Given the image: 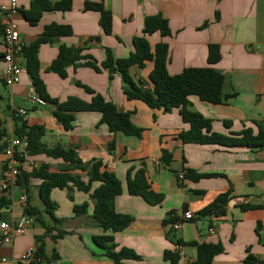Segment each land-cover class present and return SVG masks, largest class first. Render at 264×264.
I'll use <instances>...</instances> for the list:
<instances>
[{"label": "crops", "instance_id": "0c3cea01", "mask_svg": "<svg viewBox=\"0 0 264 264\" xmlns=\"http://www.w3.org/2000/svg\"><path fill=\"white\" fill-rule=\"evenodd\" d=\"M16 1L19 14L15 23L24 46L35 42L48 25L69 26L72 30V35L42 44L39 49L40 75L50 97L60 102L70 97L90 102L91 96L77 85L80 83L114 102L121 111L131 113L132 122L142 129V134L140 137L113 134L106 124H101L102 115L98 112L76 113L73 129L66 131L54 116L55 104L30 100V94L36 91L20 57L17 59L22 70L20 82L7 86L4 20L0 12V129L6 132L5 138L16 137L15 118L19 117L27 130L42 128L41 142L48 148L72 149L83 163L101 160L118 177L123 193L115 200L116 211L134 220L127 229L114 234V243L117 249H130L141 257L126 264H172L164 258L166 251L178 253L179 264L194 263L197 248L178 246L175 242L179 239L198 244L221 243L224 253L216 256L213 264H244L248 255L258 260L256 264H263L264 150L185 145L178 135L188 131L190 125L182 119L180 109L155 111L141 101H129L119 74L110 79L105 70L98 73L88 67H69L67 77L62 78L47 69L61 46L83 48L87 60L98 65L106 59L107 50L116 59H125L134 51V37H145V18L161 14L169 23L171 36L163 38L155 33L147 36V40L152 48L162 42L168 44L169 74L176 76L184 69L210 67L224 77L222 93L229 98L223 104L211 105L191 96L188 110L211 120L216 133L232 136L249 129L257 135L260 129L264 130V0H72L70 11L45 12L35 26L20 14L30 8L32 0ZM9 2L0 0V7ZM88 2L102 4L112 13V34L106 35L102 30L98 11L85 10ZM210 45L220 48L221 59L214 65L208 62ZM152 70L153 63H147L143 69L131 68L130 73L136 81L148 84ZM18 110L26 111L28 119L16 114ZM113 141L115 149L109 152L108 145ZM163 151L172 154L169 166L162 160ZM11 160L5 152L0 153V183L2 171ZM12 161L20 172L26 173L43 165L58 173L67 166L62 159L45 154L27 155L23 161L14 157ZM140 169L146 172L151 190L163 194L161 204L149 205L142 197L129 193V171L133 170L134 175ZM189 170L205 177L197 182L188 180L185 174ZM72 174L84 181L88 179L79 171ZM40 184V180L31 178L27 189L17 184L8 193L0 191V200H8L0 210V224L18 223L25 217L27 205L43 210L38 195ZM98 186L94 184L92 191ZM226 192L232 196L226 215L198 217L200 211ZM23 193L26 203L21 201ZM52 201L56 204V218L63 220L56 227L67 234L54 242L52 236L58 231L47 234L45 228L30 218L32 224L25 234L11 243H4L0 232V264H112L93 240L104 233L92 222L94 200L90 194L76 189L72 192L55 189ZM84 203L89 204L87 214L76 216L74 207ZM173 211L178 222L164 228L163 220ZM187 212L192 219L185 218ZM211 229L216 231L215 235L210 234ZM41 243L45 246L44 258L38 259L36 253ZM28 250H34L37 260L20 262L21 255ZM54 253L58 255L56 259L52 258Z\"/></svg>", "mask_w": 264, "mask_h": 264}, {"label": "trees", "instance_id": "16d2710c", "mask_svg": "<svg viewBox=\"0 0 264 264\" xmlns=\"http://www.w3.org/2000/svg\"><path fill=\"white\" fill-rule=\"evenodd\" d=\"M72 8V0H60L53 3L51 0H32L28 10L20 11L21 16L32 26L38 24L45 12L59 11L67 12ZM85 10H94L100 13V26L106 35L112 34L113 16L107 11L102 4L86 3ZM159 33L163 38L171 36V30L168 21L161 15L148 16L144 21L143 34L145 37H134V51L125 59H116L112 51L107 50L106 59L101 64L95 61H88L83 55L84 49L77 47L61 46L57 58L51 63L48 71L58 74L62 78L67 77L69 67L79 68L88 67L100 73L106 71L110 79L119 74L123 81L124 95L129 101H141L152 110H163L171 112L173 109H180V114L184 122L190 125V129L178 135L179 140L185 145H214L224 148L247 147L252 150H264V130L260 129L257 135L252 130H244L238 135L226 136L216 133L212 129V121L205 119L201 114L188 110L191 96H197L201 101L211 105H221L229 97L222 93L224 77L216 70L208 68H188L184 69L181 74L171 76L168 72L169 63V46L166 43H159L154 48L151 47L147 36ZM72 35L69 26H60L56 24L46 26L43 34L33 43L21 48L19 57L22 59L25 70L30 76L32 85L40 99L44 102L56 105L54 116L66 131L73 129L75 114L79 112H98L102 115L101 124H106L109 131L113 134L123 133L127 136L140 137L142 129L138 128L131 118V113L121 111L118 106L106 100V98L93 91L92 89L77 83L91 96V101L86 102L76 97H70L65 102L53 99L47 92L40 71L41 63L38 58L40 46L51 43L54 40ZM221 59L220 48L218 45H210L208 49V62L211 65L218 63ZM86 60L85 63H81ZM147 63H153V70L149 75L150 83L136 81L130 73L131 68H145ZM17 114V113H16ZM19 117L15 118L16 128L14 134L16 137H27L29 148L26 153H15L14 157L23 161L25 156L45 154L55 159H62L66 167L58 173L49 171L48 166L43 165L31 172H21L17 184L27 189L28 180L31 178L38 179L41 184L38 188L40 201L43 203V210L27 205L24 214L32 218L35 223L45 228L47 234L58 231L52 239L56 242L63 238L67 233L58 230L63 220L56 218V204L52 201V192L55 189H67L72 192L76 189L80 192L90 194L94 200V210L92 222L95 226L103 231L102 236L94 237V243L104 250L105 255L110 259L112 264H126L128 260H141V257L133 250L122 248L117 249L114 243V234L127 229L133 222V217L123 215L116 211L115 200L123 193L122 182L118 177L108 171L101 160H94L90 163H83L77 157V153L61 146L48 148L41 142L43 130L39 127L27 130L24 122ZM6 137V132L0 129V141ZM8 143L0 144V153L5 152ZM115 149V142L108 145V151ZM162 160L165 165L169 166L172 162V154L163 151ZM79 171L88 176L84 181L79 176H73L72 172ZM133 170L128 174V191L131 195L142 197L149 205L156 206L162 203L163 194H157L151 190L146 172L144 169L138 170L132 175ZM204 175L187 171L185 178L194 182L204 178ZM99 186L92 191L93 185ZM70 199L73 200L70 195ZM231 192L219 195L213 203L198 213V217H222L227 213V207L231 202ZM8 204L7 199L0 200V210ZM88 203L75 206L74 213L76 216L87 214ZM249 207H242L246 209ZM48 217L50 223L46 221ZM178 222L176 212H171L163 220L164 228L172 227ZM173 230V229H172ZM171 231H168L170 234ZM178 246H195L197 248V258L192 264H213L216 256L224 253V247L221 243H202L184 242L177 240ZM45 246L41 243L36 253L38 259L44 258ZM58 257L54 253L53 259ZM165 260L171 261L172 264H179L180 256L178 253L166 251ZM258 260L248 255L244 264H256ZM264 264V263H263Z\"/></svg>", "mask_w": 264, "mask_h": 264}, {"label": "built area", "instance_id": "2783aa9c", "mask_svg": "<svg viewBox=\"0 0 264 264\" xmlns=\"http://www.w3.org/2000/svg\"><path fill=\"white\" fill-rule=\"evenodd\" d=\"M0 12L2 13L4 24H3V40L6 47V51L3 56L4 63L6 65V75L5 83L7 86H14L20 82L21 66L18 63V57L21 48L24 43L21 39V35L18 31L17 25L15 23V18L19 14V8L16 0H10L8 5L0 7ZM30 100L35 103L41 104L43 101L40 97L33 92L29 96ZM17 114L24 120L28 119V113L24 110H18ZM3 142L8 143V147L5 153L13 160L14 155L17 151L20 153H26L29 148V142L27 137H14L11 139L4 138ZM7 165V167L2 171V180L0 183V191L2 193H8L13 190L17 185L18 178L21 175L20 170L14 165L13 161ZM183 179V175L180 176ZM23 203L27 202V197L23 193L21 197ZM264 201V196H263ZM185 218L187 220L192 219L190 213H185ZM32 220L28 217H23L18 221V223H1L0 232L1 238L4 243H11L15 237H19L25 234L26 229L30 227ZM211 235H215L216 231L214 229L210 230ZM34 250H28L20 257V262L28 263L31 261H36Z\"/></svg>", "mask_w": 264, "mask_h": 264}]
</instances>
